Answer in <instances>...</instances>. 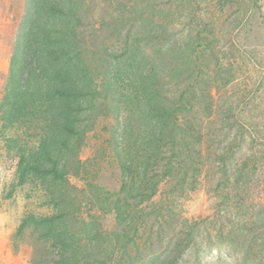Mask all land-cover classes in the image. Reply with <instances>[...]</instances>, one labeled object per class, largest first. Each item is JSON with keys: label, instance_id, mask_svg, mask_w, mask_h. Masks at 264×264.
Here are the masks:
<instances>
[{"label": "trees", "instance_id": "1", "mask_svg": "<svg viewBox=\"0 0 264 264\" xmlns=\"http://www.w3.org/2000/svg\"><path fill=\"white\" fill-rule=\"evenodd\" d=\"M164 1L171 16L174 8L182 14L177 3L198 9L204 2ZM27 6L0 120L33 131L34 146L9 139L19 184L40 179L57 206L56 214L23 223L36 239L32 264H182V253L197 239L167 229L173 210L153 199L162 186L173 197L190 191L201 177L218 199L220 228L208 240L233 245L237 264H264V204L248 201L246 191L257 155L238 141L214 149L217 133H205L203 124L217 120L205 121L206 109L195 101L201 81L193 80V71L202 73L214 28L207 32L211 39L203 30L176 39L172 21H156L164 10L158 0H27ZM205 16L196 12L194 24ZM201 90V100L212 102L211 90ZM109 111L120 126L114 152L122 186L115 194L89 183L82 195L70 176L83 170L79 153L86 133ZM87 197L113 211L114 231L83 214ZM193 224L189 231L199 227Z\"/></svg>", "mask_w": 264, "mask_h": 264}, {"label": "rangeland", "instance_id": "2", "mask_svg": "<svg viewBox=\"0 0 264 264\" xmlns=\"http://www.w3.org/2000/svg\"><path fill=\"white\" fill-rule=\"evenodd\" d=\"M158 1L163 3L164 10L160 14L163 20L157 18L156 21H172L176 39L201 30L210 38L211 33L207 32L211 26L214 28L215 38L211 49L205 50L202 73L198 74L199 69L193 71V80L201 81L194 87L195 101L201 103L204 111L206 109L205 121L217 120L213 126L203 124L205 133L218 134L212 135L214 149H225L238 141L240 149L256 153L252 185L246 188L247 198L264 204V0H204L198 9L188 2L177 3L175 6L181 8L182 14L174 8L172 16L170 12L167 14L169 5L164 0ZM27 10V0H0V113ZM196 12L207 15L199 26L193 22ZM203 88L211 90L212 102L204 97L201 100ZM99 115L93 129L86 133L79 153L83 170L80 169L77 176H70L71 184L82 190V195L89 183L115 194L122 186V174L114 152V133L120 127L117 115L110 111ZM24 131L20 123L0 120V264L11 254L20 257L17 264H32L36 239L31 227L22 228L23 223L30 216L49 217L57 212V206L40 179L30 176L25 184H19L18 156L15 149L9 148V139L20 137V142L31 146L38 142L30 136L32 130ZM240 159L241 155L236 152L233 160ZM217 167L218 164L216 170ZM171 194L168 195L162 186L153 202L162 201L164 208L173 210V219L167 229L177 234L187 232L192 239H197L182 253L185 257L182 264H237L238 256L230 249L233 245L221 243L218 238L208 240V235L220 228V221L214 217L218 199L210 193L207 180L201 177L192 190L177 192L174 197ZM89 197L84 199L87 205L83 206V214L95 215L100 227L114 231L117 222L113 211L103 208V204L95 206ZM208 218L214 223H202ZM193 223L199 227L189 231Z\"/></svg>", "mask_w": 264, "mask_h": 264}, {"label": "crops", "instance_id": "3", "mask_svg": "<svg viewBox=\"0 0 264 264\" xmlns=\"http://www.w3.org/2000/svg\"><path fill=\"white\" fill-rule=\"evenodd\" d=\"M20 257L18 258L17 256L14 257L12 254L10 256H7L4 258L2 264H17L19 261Z\"/></svg>", "mask_w": 264, "mask_h": 264}]
</instances>
